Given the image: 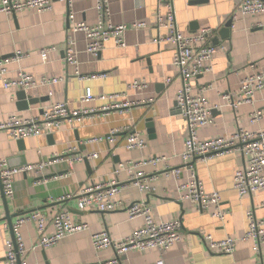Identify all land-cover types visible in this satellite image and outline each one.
<instances>
[{
  "label": "crops",
  "instance_id": "crops-1",
  "mask_svg": "<svg viewBox=\"0 0 264 264\" xmlns=\"http://www.w3.org/2000/svg\"><path fill=\"white\" fill-rule=\"evenodd\" d=\"M194 1L197 0H173L179 30L188 34L211 27L216 29V44L225 46V51L214 54L211 71L191 80L194 93L203 95L213 107L210 121L198 130L199 137H229L240 128L264 130V116L255 122L250 120L254 108L264 112V88L256 94L253 105L241 104L233 109L222 99L223 95H236L244 76L264 71V34L257 26L258 21L264 20V13L238 14L232 19L228 36L221 37L219 29L233 15L234 0ZM108 5L111 23L129 27L123 36L124 46L108 41L97 56L85 50L83 33L69 34L71 20L97 22L96 0H55L44 11L25 9L10 15L0 12V58H11L17 51L24 54L6 65L7 76L13 78L24 71L36 79L61 78L57 83L29 90L27 95L37 98V102L26 109L18 107V88H4L0 84V123L10 114L40 117L44 108L57 102L66 103L71 111H80L71 121H63L49 133L50 139L49 134L23 139V149H19L17 140L0 130V159H6L11 166L58 157L40 174L15 176L14 193L5 197L12 223L31 211L40 210L50 218L65 208L72 219L87 224L86 229L66 235L51 247L30 250L37 238L36 226L32 221L23 223L20 234L29 249L27 264H107L114 251L95 249L91 236L106 231L111 239L118 240L140 227L143 217L128 215L127 206L133 202L145 203L154 221L180 220L182 238L163 253L156 249L130 250L120 257L121 264H156L159 260L163 264H264V242L255 248V240H240L248 226L247 211H252L257 220L264 219V189L239 196L233 187L234 173L244 165L240 152L191 163L203 189L219 194L220 205L227 211L223 220L211 215L212 208L200 211L194 204L180 200L177 184L188 180L186 167L177 177L166 173L167 166L183 167L179 154L183 150L186 125L175 108V94L181 80L172 65L174 47L169 42L160 43L159 37L165 31L155 25L158 0H108ZM134 23L139 26H133ZM69 36L74 40L79 75L74 74V67L64 59L63 49ZM46 47L55 49L43 61L40 50ZM134 80H144L146 87L130 88ZM86 89L94 95L120 93L132 104L100 111L101 101H81ZM85 109L92 111L82 112ZM146 119L152 120V136L147 131ZM124 126L138 130L146 147L126 149L123 131L118 133L115 144H108L105 136L109 131ZM97 138L103 140L92 141ZM93 153L98 156L85 159L90 171L84 159H73ZM161 155L166 157L165 162L140 167L147 176L154 177L153 191L142 192L127 184L118 195L121 208L108 212L78 208L75 195L82 187L105 180L126 183L127 172H115L119 163ZM2 194L0 189V224L7 223ZM66 195L71 198L62 200ZM205 235H211L214 240L234 238V252L228 255L208 251L203 241ZM9 238V227L1 229L0 264H7L5 241Z\"/></svg>",
  "mask_w": 264,
  "mask_h": 264
},
{
  "label": "built area",
  "instance_id": "built-area-1",
  "mask_svg": "<svg viewBox=\"0 0 264 264\" xmlns=\"http://www.w3.org/2000/svg\"><path fill=\"white\" fill-rule=\"evenodd\" d=\"M54 1L0 0V12L10 15L25 9L44 11L49 9ZM96 9L98 20L95 24L71 20L69 27V34L71 35L78 32L84 34L85 50L92 56H97L108 41H113L114 45L118 47L124 46L123 36L129 27L124 24L115 25L111 23L108 0H96ZM261 13H264V0H234L233 15L230 18L233 19L238 14L255 15ZM155 25L158 29L165 31L159 37L160 43L169 42L174 47L172 65L177 69L181 80V85L175 94V108L186 125L183 150L179 154L183 167L167 166L166 173L177 177L181 174L182 168L186 167L189 173L188 180L177 184L180 200L194 204L200 211H208L212 208L211 215L223 220L227 215V211L220 205L219 194L215 191L208 193L203 189L202 184L197 179L192 162L199 159L208 160L214 156L235 151L240 152L244 157V165L234 173V189L239 196L260 191L264 189V130L250 131L240 128L229 137L200 138L198 130L210 121L213 107L203 95L194 93L191 80L211 71V61L214 54L219 50L225 51V46L213 42L216 29L211 27H203L193 33H182L176 23L173 0H158ZM133 26H139V24L134 23ZM257 26L264 34V20L258 21ZM54 49V47L42 48L40 50L41 59L46 61L48 54ZM63 52L65 62L74 67L75 75H79L74 40L70 36L65 43ZM23 55V53L17 51L11 58H0V84L2 87H16L27 93L38 86L61 81V78L56 77L36 79L24 71H19L16 77H8L6 65L12 59L18 60ZM129 87L143 89L146 87V82L144 80H134ZM263 88L264 71H255L241 79L236 95L232 97L223 95L222 99L233 109H236L241 104L253 105L256 94ZM96 100L102 102L98 109L100 111L117 110L132 104L125 100L120 93L94 95L90 89H86L81 97L83 103ZM90 111L92 110H82L84 113ZM79 113L80 111H71L66 103H52L43 109L40 117H24L19 114L8 115L5 121L0 123V130L6 131L15 140L37 137L52 133L60 127L63 121H71ZM263 116L264 112L261 109L254 108L250 113V120L255 122L262 119ZM120 131L126 133L124 137L126 149H143L146 147L145 139L132 126H124L121 130H110L105 136L107 143L111 144V146L115 144ZM101 140L103 139H92V141ZM75 148L73 147L72 149L75 150ZM97 156V153H93L91 155L75 156L73 159L81 161L82 159L96 158ZM56 158L58 157L17 166H10L6 159H0V184L4 196L12 197L16 175L23 173L40 174ZM165 161L166 157L161 155L137 162L127 161L126 163H119L115 172L125 170L128 174L126 183L105 180L82 187L75 195L78 208L80 210L94 209L100 212L121 208L122 203L118 195L127 184L136 186L142 192L153 191L154 188L151 185V181L154 180V177L147 176L140 167L144 165L156 166L158 163ZM66 198H71V195H66L61 199ZM127 211L129 217L142 216L144 220V223L132 233L118 240L111 239L106 231L94 233L91 236V242L95 249L110 248L114 251V257L107 264H121L120 257L133 249L140 251L156 249L163 253L170 246L181 240L180 220L154 221L150 209L143 202L131 203L127 206ZM246 217L248 226L240 240H255L254 247L258 248L260 243L264 242V219L257 220L250 210L246 212ZM27 221H32L37 230L36 241L30 250L38 247L43 249L51 247L66 235L87 228L86 223L72 219L70 211L65 208L57 211L50 218L40 210L23 214L12 223L13 239L9 238L5 241L7 250L5 259L7 264H27L26 256L29 249L25 247L20 234V227ZM49 226L51 231H48ZM7 228L8 223L3 222L0 224V230ZM203 241L208 251L228 255L234 252L236 243V240L229 236L222 240H214L211 235H205L203 236ZM156 264H163V261L159 260Z\"/></svg>",
  "mask_w": 264,
  "mask_h": 264
},
{
  "label": "water",
  "instance_id": "water-1",
  "mask_svg": "<svg viewBox=\"0 0 264 264\" xmlns=\"http://www.w3.org/2000/svg\"><path fill=\"white\" fill-rule=\"evenodd\" d=\"M194 2L200 3V2H203V0H197V1H194ZM231 27H232V18H228L227 21L223 24V26L219 29V34L221 35V37L228 36V32H229ZM214 39H213V41H214ZM216 40L217 39H215L214 43H216ZM16 96H17V99H18V107H19V109H26L29 105L34 104L35 102H37V98H34L31 95H27V93L24 90H22V89H19L17 91ZM145 125H146V127L148 129L147 130L148 133L151 134V136H152V131H153L152 120L151 119H146V124ZM51 137H52V135L49 134L48 138L50 139ZM23 142H24L23 139H18L16 141L17 146L19 147V149H23L24 148V143ZM84 161H85L84 163H85L86 168L90 171V169L88 167V161L85 160V159H84ZM0 189H1V193H2L1 184H0ZM3 204H4V210H5V218L7 220L8 227H9V230L11 232V238L13 239L12 220H11V215H10V213L8 211V207H7V202H6L5 196H3Z\"/></svg>",
  "mask_w": 264,
  "mask_h": 264
}]
</instances>
